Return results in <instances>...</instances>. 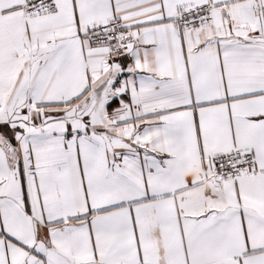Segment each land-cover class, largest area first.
Masks as SVG:
<instances>
[{"label":"snow or ice","instance_id":"snow-or-ice-1","mask_svg":"<svg viewBox=\"0 0 264 264\" xmlns=\"http://www.w3.org/2000/svg\"><path fill=\"white\" fill-rule=\"evenodd\" d=\"M0 264H264V0H0Z\"/></svg>","mask_w":264,"mask_h":264}]
</instances>
